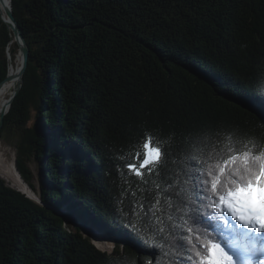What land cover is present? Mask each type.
I'll use <instances>...</instances> for the list:
<instances>
[{"label": "trees", "instance_id": "obj_1", "mask_svg": "<svg viewBox=\"0 0 264 264\" xmlns=\"http://www.w3.org/2000/svg\"><path fill=\"white\" fill-rule=\"evenodd\" d=\"M12 6L30 53L0 138L16 147L18 170L43 203L0 176V264H188L170 245L161 255L162 241L141 227L138 205L146 187L154 193L161 177L180 172L189 139L210 128L221 130L219 140L203 137L211 164L230 147L243 150L246 141L229 139L230 129L264 145V0ZM13 39L0 15V82L10 72L8 49L13 61L19 53ZM148 130L168 156L146 186L128 165ZM130 211L137 230L126 226ZM197 215L199 223L184 224L188 248L204 251L209 240L223 247L228 236L214 204L203 201ZM80 224L112 237L115 247L100 249Z\"/></svg>", "mask_w": 264, "mask_h": 264}, {"label": "snow or ice", "instance_id": "obj_2", "mask_svg": "<svg viewBox=\"0 0 264 264\" xmlns=\"http://www.w3.org/2000/svg\"><path fill=\"white\" fill-rule=\"evenodd\" d=\"M259 86L264 87V79ZM220 133V129L210 128L201 135L190 138L184 166L180 172L169 173L167 179L161 177L164 186L157 184L154 193L151 188H145L148 195L138 205L141 227L146 225L154 236L158 234V239L162 241L159 245L161 255H164V245L167 244L183 251L188 264H194L195 261L198 264H234L233 257L219 243L206 241L203 244L204 251H199L196 250V245L189 249L183 239L184 224L187 220L194 224L199 223L197 212L205 200L209 202V206L214 204L221 219L227 211L243 227L257 234L264 232V145L259 143L256 136H249L247 131L230 129L226 133L229 139L235 137L246 141L243 150H232L230 147L227 155L218 156L219 162L211 164V158L207 157L202 148L205 145L203 137L214 134L219 140ZM141 137L142 150L136 162H129L128 167L139 178V183L147 186L148 178L157 174L158 170H163L168 153L163 146V140L151 130L142 132ZM232 143L234 145L235 141ZM133 208L137 206L133 205ZM132 214L130 211L126 226L137 230L131 219ZM188 231L191 232L192 229L188 228ZM259 251H264V245L260 248H256L255 244L248 247V259L243 264H254L251 257ZM255 264H264V259L256 261Z\"/></svg>", "mask_w": 264, "mask_h": 264}, {"label": "bare ground", "instance_id": "obj_3", "mask_svg": "<svg viewBox=\"0 0 264 264\" xmlns=\"http://www.w3.org/2000/svg\"><path fill=\"white\" fill-rule=\"evenodd\" d=\"M0 3H2V0H0ZM14 40H15V38H14ZM9 53H10V50H9ZM19 60H20V65H19ZM21 63H22L21 55H18L16 57L15 61H13V59L11 57L10 73L13 75H18L20 67H21ZM19 84H20V80L15 78L14 80L5 83L0 88V109H2V111L6 112L8 110L10 99L13 96V94H14V92L17 89ZM1 145L2 144L0 142V148H1ZM4 160L5 159L1 158V155H0V173L2 174V176H5V177H8L10 179L15 180L16 184L19 185V189L26 191L29 194L37 195L36 192L30 187V185H27L25 180L22 179V177L20 176V174L18 173V171L15 167V163L13 162L12 167H9L5 164ZM236 223H238V222H236ZM235 227L238 230H242V232L236 238L241 239V249L243 250V253H238L232 247H230L227 250V252L229 255H231L233 257L234 264H243V262L248 259V253L246 252V249L248 247L252 246L253 244H255L256 248H260L261 245H264V236L258 235V234L252 235L251 231H245V233H244L245 227H243L242 225H237ZM101 236H103V237L100 238L99 235L95 236V240L98 242V245L100 247H103V248H111L112 243L110 241H109V243H100V239L105 238L104 235H101ZM237 257L240 258L242 261L237 262ZM251 259L254 262V264L256 261H258L260 259H264V251L257 252L256 255L251 257Z\"/></svg>", "mask_w": 264, "mask_h": 264}, {"label": "water", "instance_id": "obj_4", "mask_svg": "<svg viewBox=\"0 0 264 264\" xmlns=\"http://www.w3.org/2000/svg\"><path fill=\"white\" fill-rule=\"evenodd\" d=\"M0 15H1L3 21L9 27V29L13 32V35L15 37V40L14 39L13 40H14V42L16 41V43L19 46V54L18 55H21V58H22V63H21V67H20V70H19V74L18 75H13V74H11L9 72L7 77L3 81L0 82V88H1L5 83H7L9 81H12L15 78L20 80V84L18 85L17 89L15 90L13 96L10 99L8 110L6 112H4V111H2V109H0V132H1L2 128H3V125H4V117H5L6 114H8V112L11 109L12 103H13L17 93L20 90L21 82H22L24 74H25V72L27 70L30 48H29V45H28V43L26 41V38H25V36H24V34L22 32L21 26H20L19 22L17 21V19L15 17V14H14V11H13V6H12V0H2V3H0ZM9 57L11 59V54L10 53H9ZM15 167H16L18 173L20 174V176L22 177L21 173L18 170V166H17V156L15 157ZM22 179H23V177H22ZM21 191L23 193H26L27 196H29L30 198L35 199V200L39 201L40 203H43V201L40 199V197L38 196L37 193H36L37 195H32V194L27 193L26 191H23V190H21ZM58 213L64 216L65 221H66L67 224L74 223L73 219L66 212L60 211ZM80 225L83 227L82 229L85 230L88 233L87 236L90 237L91 241L94 244L98 245V242L95 240V236L99 235L100 238H101L102 234H100L99 231H96L95 229H92V228H90V227H88L86 225H83V224H80ZM109 241L112 243V248H113L115 246V241L110 236H105L104 239H100V243H109ZM103 249H107V248H103Z\"/></svg>", "mask_w": 264, "mask_h": 264}, {"label": "rangeland", "instance_id": "obj_5", "mask_svg": "<svg viewBox=\"0 0 264 264\" xmlns=\"http://www.w3.org/2000/svg\"><path fill=\"white\" fill-rule=\"evenodd\" d=\"M15 38V37H14ZM16 42V41H15ZM14 42V40H13V42H12V44L13 43H15ZM14 45V44H13ZM11 49H12V47H10V49H8V54H9V50H10V54H11ZM19 54V53H18ZM18 56V55H17ZM11 57H12V55H11ZM19 65H20V60H19ZM0 142H1V148H0V155H1V158H3V159H5L4 160V162H5V164L7 165V166H9V167H12V163L14 162L15 163V157L17 156V149H16V147L14 146V145H10V144H8V143H6V142H4L1 138H0ZM33 168L35 169V171H36V174L39 172V167H38V165H37V162H35L34 164H33ZM0 176H1V174H0ZM2 177V176H1ZM3 178L6 180V182L10 185V186H13V187H15V188H17L18 190H20L21 191V189H19L18 187H19V185H17L16 184V182H15V180H13V179H10V178H8V177H4L3 176ZM36 182V181H35ZM18 186V187H16V186ZM28 185V184H27ZM28 193V192H27ZM39 196V195H38ZM221 215V214H220ZM223 223H225L226 224V229H227V226H229L230 228H232V226H233V224H235L236 222H238V220L237 219H235L230 213H228L227 211H225L224 213H223ZM73 222L75 223V221H74V219H73ZM69 225V224H68ZM237 225H241L239 222L238 223H236L235 224V226H237ZM89 227V226H88ZM91 228V227H90ZM83 233L87 236L88 235V233L85 231V230H83ZM241 233V232H240ZM102 235H104V236H108V235H106V234H102ZM101 237H103V236H101ZM112 238V237H111ZM227 247V248H226ZM112 248V247H111ZM111 248H107V249H109V250H111ZM230 247H228V246H225V247H223V249L227 252V250L229 249ZM228 253V252H227ZM242 260L240 259V258H238L237 257V262H241Z\"/></svg>", "mask_w": 264, "mask_h": 264}, {"label": "clouds", "instance_id": "obj_6", "mask_svg": "<svg viewBox=\"0 0 264 264\" xmlns=\"http://www.w3.org/2000/svg\"><path fill=\"white\" fill-rule=\"evenodd\" d=\"M115 245H116V244H115ZM114 247H115V246H114ZM114 247H113V248H114ZM113 248H111V250H112ZM108 250H109V249H108Z\"/></svg>", "mask_w": 264, "mask_h": 264}]
</instances>
